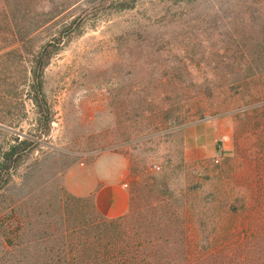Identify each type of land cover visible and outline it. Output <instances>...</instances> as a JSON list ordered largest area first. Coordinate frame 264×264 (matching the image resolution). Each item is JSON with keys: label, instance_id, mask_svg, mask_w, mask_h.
I'll return each instance as SVG.
<instances>
[{"label": "rangeland", "instance_id": "obj_1", "mask_svg": "<svg viewBox=\"0 0 264 264\" xmlns=\"http://www.w3.org/2000/svg\"><path fill=\"white\" fill-rule=\"evenodd\" d=\"M42 51L48 113L30 100ZM204 126L211 153L186 139ZM15 136L35 144L0 190V264L76 166L71 182L125 170L134 225L174 264L220 248L227 207L264 191V0H0V148Z\"/></svg>", "mask_w": 264, "mask_h": 264}, {"label": "trees", "instance_id": "obj_2", "mask_svg": "<svg viewBox=\"0 0 264 264\" xmlns=\"http://www.w3.org/2000/svg\"><path fill=\"white\" fill-rule=\"evenodd\" d=\"M42 54L43 51L31 70L30 100L48 113L42 96ZM34 144L29 138L15 136L0 148V190L10 181L22 155ZM257 182H253L250 194L239 207H227L219 236L224 245L204 248V253L197 252L194 258L188 250H182L179 264H264V191L259 190ZM87 202L86 198L63 193L57 200L54 216L45 226L34 228L27 238L17 234V230L6 232L5 248L20 246L17 264H174L171 252L166 255L157 247L162 236L155 234L150 238L145 230L134 225L130 198L126 213L114 218L102 216ZM144 220L140 215L137 221ZM9 234L15 240L18 238L16 243ZM29 245L30 261L25 263Z\"/></svg>", "mask_w": 264, "mask_h": 264}, {"label": "crops", "instance_id": "obj_3", "mask_svg": "<svg viewBox=\"0 0 264 264\" xmlns=\"http://www.w3.org/2000/svg\"><path fill=\"white\" fill-rule=\"evenodd\" d=\"M186 139L194 148H202L207 153L213 152L214 147V128H201V131L191 132ZM72 169L70 167L64 174V183L68 192L75 196L91 195L96 210L106 218H114L126 212L128 206V193L125 184L121 183L125 170L120 172L116 180H104L97 177H88L87 182L72 181Z\"/></svg>", "mask_w": 264, "mask_h": 264}]
</instances>
